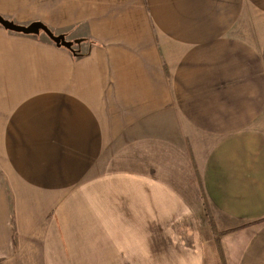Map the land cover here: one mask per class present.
<instances>
[{"label": "crops", "instance_id": "obj_1", "mask_svg": "<svg viewBox=\"0 0 264 264\" xmlns=\"http://www.w3.org/2000/svg\"><path fill=\"white\" fill-rule=\"evenodd\" d=\"M0 16V264H264V0Z\"/></svg>", "mask_w": 264, "mask_h": 264}, {"label": "water", "instance_id": "obj_2", "mask_svg": "<svg viewBox=\"0 0 264 264\" xmlns=\"http://www.w3.org/2000/svg\"><path fill=\"white\" fill-rule=\"evenodd\" d=\"M0 26L5 30L24 35H38L41 32L57 47L72 50V42L67 41L65 36L62 34L55 35L53 32H51V30H49L47 26L40 22H32L28 25H19L0 16ZM76 43L79 42L76 41Z\"/></svg>", "mask_w": 264, "mask_h": 264}, {"label": "rangeland", "instance_id": "obj_3", "mask_svg": "<svg viewBox=\"0 0 264 264\" xmlns=\"http://www.w3.org/2000/svg\"><path fill=\"white\" fill-rule=\"evenodd\" d=\"M54 33H55V35H59V34H60V32H59L58 30H56ZM37 36H38V38H40L41 40H49V39H48L43 33H41V32H40ZM66 37H67V39H73V38H74V37H73L71 34H69V33L67 34ZM251 39H256V38H253V37H252ZM73 48H74V47H73Z\"/></svg>", "mask_w": 264, "mask_h": 264}, {"label": "trees", "instance_id": "obj_4", "mask_svg": "<svg viewBox=\"0 0 264 264\" xmlns=\"http://www.w3.org/2000/svg\"><path fill=\"white\" fill-rule=\"evenodd\" d=\"M231 232H232L231 230H229V231H225V232L219 233V236H221V235H226V234L231 233Z\"/></svg>", "mask_w": 264, "mask_h": 264}]
</instances>
